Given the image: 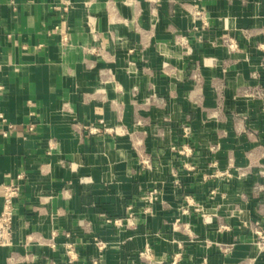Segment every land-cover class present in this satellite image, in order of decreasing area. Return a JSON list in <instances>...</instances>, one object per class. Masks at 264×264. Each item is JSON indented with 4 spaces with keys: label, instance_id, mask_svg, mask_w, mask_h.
Instances as JSON below:
<instances>
[{
    "label": "crops",
    "instance_id": "obj_1",
    "mask_svg": "<svg viewBox=\"0 0 264 264\" xmlns=\"http://www.w3.org/2000/svg\"><path fill=\"white\" fill-rule=\"evenodd\" d=\"M61 1L0 0V211L2 185L21 186L13 245L0 251V264H65L64 233L79 264L99 255L94 237L108 242L98 264H143L137 252L146 244L168 264L173 240L183 245L180 264L204 256L210 264H264L243 224L264 230V192L253 193L264 178L253 167L243 179L214 176L230 161L264 167V98L236 94L262 71L263 0H68L66 11L56 7ZM196 5L206 24L193 15ZM224 34L238 51L221 92L212 83L223 74ZM99 120L108 131L84 130ZM183 145L187 156L173 149ZM152 188L160 195L147 203ZM127 206L133 227L105 222ZM176 218L189 231L175 229ZM219 244L233 246L222 252Z\"/></svg>",
    "mask_w": 264,
    "mask_h": 264
},
{
    "label": "built area",
    "instance_id": "obj_2",
    "mask_svg": "<svg viewBox=\"0 0 264 264\" xmlns=\"http://www.w3.org/2000/svg\"><path fill=\"white\" fill-rule=\"evenodd\" d=\"M198 2H203L204 0H197ZM231 1V0H229ZM70 2L68 0H62L56 7L62 11L68 10V7L70 6ZM264 5V0H263ZM193 15L200 18L203 22V24H206L205 20V11L202 7L194 6ZM95 19L92 15H87L86 17V24L89 27L91 32L94 31V25H95ZM58 29V26L55 27ZM67 36L65 34L60 36V42L62 45L67 44ZM181 43L183 45H187V40L185 38H182ZM221 45H223L226 49V51L230 52L231 54L238 51V44L234 37L230 36L229 34H224L221 36L220 39ZM257 49L262 51V61L264 62V42H258L256 45ZM168 68V63L164 62L162 63V70L166 71ZM0 119L2 122L5 121L4 117L0 114ZM103 121L99 120L98 125H85L83 128L88 134H96L100 132L101 130L108 131V128H104L102 126ZM181 133L182 136L188 137L190 134V127L188 125H181ZM32 129V127H31ZM178 153L182 155H189L191 153V149L189 147H186V145H183L180 148L173 147ZM141 163L144 165H148V160L146 157H143L141 159ZM247 170L241 169V167H232L230 169H224V170H216L214 176H224V177H236L238 179H243L247 175ZM262 174L264 175V171H262ZM177 183V182H176ZM256 188L264 192V183L261 185H257ZM21 191V186L19 182H10L7 184L2 185V208L0 211V251L5 248H11L13 245V221H14V215L16 212V200L19 197ZM213 191H211L212 193ZM160 195V191L156 188H152L149 191H147L146 196L144 198V201L147 203H153L156 200H158V197ZM148 210V207H144L143 212H146ZM188 210L187 206L181 207V212L186 213ZM196 211H200V207H195ZM135 215L136 212L133 211L131 206H127L126 208V215L123 217H104V220L106 223L111 224L117 228H130L133 227L135 224ZM203 215V214H202ZM204 216V215H203ZM243 224L249 228L252 234V246L256 249L258 253L264 252V230L261 228L259 222L257 221H243ZM173 227L180 232L184 233L185 231H189V228L187 225L182 224L181 220L179 218H176L173 223ZM228 226L223 221L218 222V229H227ZM54 233H52V236ZM48 240V245L52 248L55 247V243L53 240V237ZM65 240L61 243V247L64 252L65 257V264H79L78 263V256L76 247L73 241L70 240L68 233H64ZM176 244V250L171 253V255L166 260L168 264H180L181 258H182V250L183 245L181 241L173 240ZM93 244L96 247L98 254L101 255L102 252L108 247V242L104 241L102 239H99L98 237L93 238ZM220 249L222 252H227L232 249V244H219ZM99 255L95 258H92V264H98L99 262ZM138 258L141 260L143 264H163L164 260L163 258L156 259L153 257L152 249L149 244H146L143 249L137 252ZM9 260H12V257H9ZM53 264V263H50ZM199 264H210L208 257H202L199 261Z\"/></svg>",
    "mask_w": 264,
    "mask_h": 264
},
{
    "label": "rangeland",
    "instance_id": "obj_3",
    "mask_svg": "<svg viewBox=\"0 0 264 264\" xmlns=\"http://www.w3.org/2000/svg\"><path fill=\"white\" fill-rule=\"evenodd\" d=\"M227 52V57L223 58V60L221 61V69H222V77L219 78V81H215V83L213 82L212 85L213 86H217L220 87V91H222V89L224 87H227L228 85L231 84V79L229 77L230 72H231V64L233 63V60H231V56H230V52ZM214 58H210V62L213 63ZM235 61V60H234ZM261 68L262 71L260 72V75L255 73V77L257 79V83H255L254 85H250V84H246V82H242L241 83V87L237 90L236 94L238 96H244V97H252V98H264V62L261 59ZM191 77L193 80H195L196 82L199 81V73H198V65L194 64L192 69H191ZM233 82H235V80L233 79ZM220 91L217 94L218 100H222L223 98V93H220ZM210 150L211 151H215L217 148V144H209ZM254 165V166H253ZM263 164L260 161H255L252 164H249L247 166H240V165H234L232 164V162L230 161L228 163V166L226 169H230L232 167H241V169L243 170H247V172L251 171V167L256 169V174L259 175L260 177L264 178V175L262 174V171H264V167L262 166ZM248 174V173H247ZM262 183H264L263 181H256L253 185V193L254 195H258L259 193H261V191H259L256 186L257 185H261Z\"/></svg>",
    "mask_w": 264,
    "mask_h": 264
}]
</instances>
